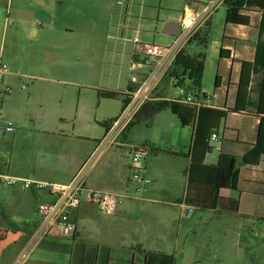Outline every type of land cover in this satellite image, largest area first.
I'll return each instance as SVG.
<instances>
[{"label": "rangeland", "instance_id": "obj_1", "mask_svg": "<svg viewBox=\"0 0 264 264\" xmlns=\"http://www.w3.org/2000/svg\"><path fill=\"white\" fill-rule=\"evenodd\" d=\"M64 1L62 6L58 5L56 11L48 15L55 22L42 28L48 30L44 34L53 38L48 43L31 37L24 38L15 30V21L19 16L17 0L13 1L12 9L8 0L0 6V59L8 64L10 71L37 76L33 81L19 79L12 94L0 98V104L4 113L20 121L19 124H13L15 130L7 132L8 135L41 127L39 123H42L47 129L54 131L59 128L58 131L84 137L87 145L93 148L98 139H104L107 135L103 124L116 120L121 115L125 100V95L116 98L100 97L99 90L127 92L134 72H150L148 66L136 71L132 69L134 57L141 62L146 60L143 55L138 54L139 50L133 42L135 32H139L145 44L170 46L176 37L166 32V24L172 22V18L179 17L187 5L194 7L195 3L189 0ZM226 14L227 6L223 5L215 15V28L210 36L212 39L222 37ZM22 17L29 22L31 28L34 27L33 23L42 21L39 11H30ZM3 20L11 21L8 28ZM188 50L198 51L196 46H189ZM224 71L219 60L209 57L204 74V88L214 92L217 75L219 72L224 74ZM14 78L8 76L6 80ZM173 82L174 79L171 78L165 82L167 96L180 99L183 93ZM35 116L39 118L35 120ZM178 120L170 110H166L156 123L154 119L151 126L142 123L130 127L122 138L102 151L109 150L108 155L103 157L102 152L98 155L95 166L88 171L89 182L101 180L99 173L108 165L110 158L115 159L118 165L128 163V145L148 146L151 142L157 146L146 155L145 165L151 160L152 165L161 171L171 164H184L177 155L161 149L165 147V132L174 131L175 124H179ZM123 138L127 139V144ZM25 143V137H20L14 144L11 139L8 140L2 152L4 159L9 161L12 151L18 156ZM216 146L209 163L219 155L218 143ZM113 153L115 157H112ZM166 185V180L159 179L158 192L148 196L151 200L127 201L121 207L122 211L113 216L100 213L95 205L84 204L78 214L82 237L91 243L108 240L117 244L126 240L137 245L151 243L153 233L165 230L169 234V251L175 253L176 239L180 233L182 243L180 249L176 250L174 264H185L181 257L183 253L189 258L209 253L217 242H227L234 246L238 243L236 235L242 225H248L251 234L253 228L257 229L246 219H222L216 217L213 211L190 209L183 203V184L179 182L173 192H166ZM141 196H144V192ZM18 220L25 221L21 217L16 219ZM242 257L247 260L246 252H242ZM230 261L232 259L224 258L223 264H229Z\"/></svg>", "mask_w": 264, "mask_h": 264}, {"label": "crops", "instance_id": "obj_2", "mask_svg": "<svg viewBox=\"0 0 264 264\" xmlns=\"http://www.w3.org/2000/svg\"><path fill=\"white\" fill-rule=\"evenodd\" d=\"M8 1L12 9L14 0ZM189 1L194 2L195 6L187 5L185 10L194 12L197 24L196 31L209 20L212 32L215 28V15L219 12L220 7L225 5V0ZM4 2L5 0H0V6ZM64 2V0H17L19 16L15 21V30L24 38L31 37V39L45 43L50 42L53 38L44 34L48 30L42 28L50 26V24L55 22V19H50L48 15L56 11L58 5L61 4L62 6ZM30 11H39L42 17V21L33 23L34 27L32 28L28 25L29 22L22 17L23 15H28ZM184 12L179 17L172 18V22L179 24ZM246 14L250 18V24L248 26H236L227 24L225 21V24L222 26V37L216 39L210 37L206 62L209 57H213L219 60L220 66L225 68V71L224 74L221 72L218 73L214 92H209L208 89L204 88L203 77L202 93L215 96L209 100L207 107L228 110L235 106L242 63L244 61L252 62L255 58L259 24L262 18V13L258 11H249ZM3 21L6 28H8L11 21ZM133 61L134 64L141 62L136 57H134ZM11 76L15 78L6 80V84L12 88L16 86L19 79L33 81L37 78V76L30 73L14 71H11L9 77ZM168 78L171 77L166 75L163 78L156 90V96L161 94V96H164L163 99L174 100L167 96L168 91L165 82ZM254 79L257 81L259 77L254 76ZM173 83L176 87L175 79ZM177 88L180 89L179 87ZM253 99L256 100L257 95L253 94ZM164 111L156 116L155 123ZM2 113L6 121L10 120L13 124H19V120L11 118L9 114L3 112V109ZM37 118L39 117H34L35 120ZM61 120L62 122L64 121V119ZM178 121L179 124H175L174 131L165 132L166 139L163 141L165 147L160 148L175 153L187 154L192 147L194 129L191 126L185 127L181 124L180 120ZM39 124L41 127H35L31 130L25 129L21 130L18 134H5L3 136L0 140V171L16 177L40 180L43 182L59 184L71 182L95 154L99 143L103 139H98L95 146L90 148L87 145V139L84 137L75 135L74 133L68 134L66 131H58L59 128L53 131L47 129L42 123ZM259 125L260 117L253 111L229 113L218 132L220 136L218 142V146L220 147L219 155L212 163H209V158L214 155V151L217 149V143H212L215 149L206 157V164L214 165L218 162L221 153L230 154L238 158L240 166L238 190L223 189L220 193L217 208L208 211H213L216 217L222 219L227 217L246 219V221H251L257 229L253 228L251 234L249 232L250 227L248 225H242V228L238 229L236 235L238 236V243L234 246L227 242H217L213 244V250L209 253H200L191 258L186 253H183L181 257L185 264L203 262L223 264L224 258L232 259L229 264H264V157L260 164L256 166L242 163V158L256 144ZM123 135L121 134L118 139L122 138ZM20 137H25L26 139L24 147L21 148L18 156L15 151H12L11 159L6 161L2 153L4 152L5 144L10 139L11 143L14 144ZM123 139L127 144V139ZM128 146H130V159L128 163L118 165L115 159L110 158L108 165L99 173V177H101L100 181L90 183L89 177H87V185L90 188L115 194L133 192L135 185L130 182L131 152L133 148L142 146ZM156 147L150 142V145L147 146V155L150 153V149L152 151ZM108 153L110 151L106 150L102 152V156L105 157ZM112 155V157H115V153ZM155 158H158V156H155ZM177 158L182 159L184 164H171L164 171L152 165L151 160L150 163L148 161V164H146L147 174L151 177L153 185L151 184L146 188L144 196L141 199L142 201L151 200L148 196L158 192L157 184L161 178L167 181L166 192L175 191L179 182H181L184 186L183 198L185 197L188 185L187 172L191 165V159L187 156H177ZM93 165L95 166V163ZM154 182L157 184L154 185ZM52 200L53 197L46 192L0 187V205L2 206L0 219L3 220L0 222V264H17L18 258L29 248L41 224V217L38 213L40 205ZM244 206L246 207L245 210L243 209ZM80 208L72 214L77 224L76 237L74 239H67L59 236H46L33 249L25 264H153L149 261V252H162L173 255L174 261L176 260V250L177 248L178 250L180 249L182 243L180 233L176 239L177 246L175 247V253L169 251L167 244L169 234L165 230H161L159 233H153L151 243H137V245H134L126 240H122L117 244L110 243L108 240L97 241L96 243L87 242L82 237L79 229L78 214ZM122 208L118 210V213L122 211ZM19 217L25 221H16ZM242 252H246L247 260H244L242 257Z\"/></svg>", "mask_w": 264, "mask_h": 264}, {"label": "trees", "instance_id": "obj_3", "mask_svg": "<svg viewBox=\"0 0 264 264\" xmlns=\"http://www.w3.org/2000/svg\"><path fill=\"white\" fill-rule=\"evenodd\" d=\"M225 5L227 6L226 23L236 26L250 24L246 12L262 13L255 58L252 62L242 63L235 106L224 110L207 106L198 107L182 101L187 95H192L196 99L206 96L202 93V81L211 35V24L208 20L190 38L167 73V76L175 79L176 87L187 88L185 95L180 99L169 100L163 99L164 96L158 94L156 97L159 99L148 102L124 131L125 133L130 127L142 123L151 126L155 117L168 109L179 118L183 126L193 127L192 147L187 154L167 150L170 154L187 156L191 159L187 172V191L183 200L190 209L214 210L218 206L223 189L238 190L239 188L240 170L236 156L221 153L216 164H206L207 155L215 149L211 138L214 133L218 134L229 113H244L250 110L260 117L256 144L242 158V163L256 166L264 157V0H225ZM189 46H196L198 51L188 50ZM254 76H258L259 80L255 81ZM132 90L133 87L129 86L128 91ZM98 94L105 98L125 95L123 107L129 100L128 94L121 91L99 90ZM253 94L257 95L256 100L253 99ZM113 121L103 124L107 131ZM142 148L147 151L146 145ZM148 258L153 264H174V257L162 252H149Z\"/></svg>", "mask_w": 264, "mask_h": 264}, {"label": "built area", "instance_id": "obj_4", "mask_svg": "<svg viewBox=\"0 0 264 264\" xmlns=\"http://www.w3.org/2000/svg\"><path fill=\"white\" fill-rule=\"evenodd\" d=\"M196 19L194 12L185 10L179 23L176 39L170 46L161 47L142 42L139 32H135L133 42L139 50L138 54L144 56V62L135 63L132 67L136 71L143 67H150L149 73H133L130 79L132 91H127L128 102L124 105L121 115L111 122L106 137L99 143L98 149L85 167L67 184L54 182H43L40 180L20 178L0 171V187H12L21 190H35L46 192L53 197V200L40 205L38 213L41 217V224L34 235L29 246L18 258L17 264H25L33 249L46 236H59L67 239H74L77 234V224L72 214L84 204L95 205L99 212L113 216L127 202L142 199L146 188L152 184L151 177L147 174L145 157L147 151L142 147H135L131 152V177L130 182L134 184L132 193L115 194L90 188L87 185L88 171L93 166L98 155L110 144L117 141L124 133L136 115L148 103L158 100L156 90L163 78L173 66L177 55L185 47L190 38L196 32ZM11 74L7 63L0 59V98L10 96L13 88L6 84L7 77ZM183 95L187 88L181 87ZM215 97L207 94L200 99L192 95L184 96L182 101L198 107H205L209 100ZM6 123V124H5ZM14 125L6 122L0 104V140L7 132L14 131ZM219 134L214 133L211 142L218 143Z\"/></svg>", "mask_w": 264, "mask_h": 264}, {"label": "water", "instance_id": "obj_5", "mask_svg": "<svg viewBox=\"0 0 264 264\" xmlns=\"http://www.w3.org/2000/svg\"><path fill=\"white\" fill-rule=\"evenodd\" d=\"M179 24L174 22H169L166 24V32L172 36H176L178 33Z\"/></svg>", "mask_w": 264, "mask_h": 264}]
</instances>
